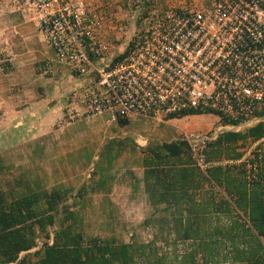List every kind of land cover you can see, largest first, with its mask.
I'll use <instances>...</instances> for the list:
<instances>
[{"label": "built area", "instance_id": "1", "mask_svg": "<svg viewBox=\"0 0 264 264\" xmlns=\"http://www.w3.org/2000/svg\"><path fill=\"white\" fill-rule=\"evenodd\" d=\"M27 4L56 61L88 81L69 103V124L101 116L111 122L132 117L166 122L192 110L216 116L220 130L239 131L263 120L255 113L264 106V0H208L201 6L155 10L138 31L144 39L136 41L135 34L126 56L106 65L99 62L112 47L100 34V21L82 3ZM224 118L246 122L225 126L220 124ZM215 138L214 133L183 136L204 173L233 163L208 161ZM256 152L264 159V139L250 145L240 162L248 163L250 178L255 177L257 165L250 161Z\"/></svg>", "mask_w": 264, "mask_h": 264}, {"label": "trees", "instance_id": "2", "mask_svg": "<svg viewBox=\"0 0 264 264\" xmlns=\"http://www.w3.org/2000/svg\"><path fill=\"white\" fill-rule=\"evenodd\" d=\"M159 3V0L126 1L125 6L129 13L133 18L136 16L134 21L137 27L132 29L128 43L131 44L135 34L136 41L144 39L143 34H138V31L143 28V23L150 17L151 12L158 10ZM168 8L165 6L162 11ZM127 51V48L124 49L114 59L113 64L122 60ZM73 75L79 78L77 74ZM202 114L205 113L192 110L173 115L169 119ZM255 117L263 120L237 132L227 130L228 132L220 134L209 143L207 150L209 162L228 161L233 164L218 166L206 173L198 167L192 148L183 137L180 140H165L159 143L150 140L146 147L137 145L133 137L109 138L130 131L131 118H119L110 127L108 135L95 133V139L105 141V145L98 149L94 148L97 152L93 153L89 165L93 164L96 153L98 160L94 163L91 178H88L86 183L80 182L77 186L75 180L71 183L58 181L56 185L48 186V178L38 182V177L32 179L24 173L21 175L23 179L21 185L25 189L16 191L20 184L10 190L5 185L6 180L0 179V264H264V159L260 160L261 155L254 153L255 157L250 163L257 166L253 171L255 177L252 178L248 175V163H240L250 145L264 139V106L255 113ZM245 122L241 119L224 118L220 124L240 127ZM128 153L141 157L145 193L150 195L152 202H155V196L151 197L152 191L159 187L168 194L166 181L170 178L172 182L168 183V191L175 190L174 184L179 177L184 179L181 183L182 189L188 183H192L188 179L198 177L196 188H201L202 180L205 187H213L214 190L216 184L226 190L229 199H223L220 204L225 208L223 213L214 210L199 213L201 219L206 216L217 220L222 218L220 216L232 219L229 227L209 229L210 233L213 231L217 235L199 238L202 242L197 248L204 251L201 256L202 262L197 259L199 251L197 248L184 261L177 255L175 258L180 259V262L171 263L170 260L167 263V259L162 257L156 259L148 257L146 253L151 251L150 244L136 246L130 239L127 240L114 231L107 237L91 236L85 232L86 204L96 202L99 194L107 196L108 186L117 181L115 176L104 175V161L110 160L114 166L121 155L126 157ZM7 169L9 170V167ZM10 169L13 167L10 166ZM128 172L129 175L134 174L132 171ZM151 180L155 181L152 185ZM72 199L73 203L70 204ZM189 199L194 203L193 197L189 196ZM173 216L174 219L182 221L181 214L176 213ZM194 218L191 215L188 217ZM176 231L180 233V228ZM212 236H217L215 239H219L220 242L210 243L214 239ZM40 241L42 247L38 250ZM214 249L220 250L217 254L219 256L213 254ZM24 253L29 254L20 259Z\"/></svg>", "mask_w": 264, "mask_h": 264}, {"label": "crops", "instance_id": "3", "mask_svg": "<svg viewBox=\"0 0 264 264\" xmlns=\"http://www.w3.org/2000/svg\"><path fill=\"white\" fill-rule=\"evenodd\" d=\"M78 2L86 4L84 3L85 0H78ZM107 14L111 15L110 21L115 22V25L120 22L117 19L119 16L115 17V14L113 15L109 12ZM90 17L98 19L95 15ZM124 18L125 15L122 16L121 20ZM98 20L101 21L100 34L102 38L112 47L108 55L99 62L101 65H106L126 49L129 35L132 29L136 28V24L133 18H131V21L126 19L121 24L116 25L117 27L128 25L125 31L121 32L119 27L118 30L113 31L108 20H106V30L102 20ZM48 68H50L51 72L46 74L45 71ZM87 85V80L77 78L67 66H63L56 61L54 51L47 43L46 35L40 31L39 26L31 17L27 0H0V114L6 116L7 122L12 123L11 132L21 134L20 140L14 143L6 142L7 147L10 146L9 144L12 145L11 147L15 145L22 146L25 149L22 156L25 162L27 164H35L36 171L43 169L42 159L44 155L47 156V154L54 152L57 148L74 144V141L55 139L46 142V135L50 134L52 126L57 124L58 121H60V124L70 125L66 117L69 100L74 95L81 94V91ZM96 119L102 120L103 125L100 127L105 129L107 128L106 120L111 126L116 123L111 122L109 116ZM143 121L146 120L143 119ZM218 126L219 121L217 119L216 124L211 125L208 129L204 128L206 130L196 129L191 132H184L180 137L172 138L171 140H180L183 136L194 132L203 134L213 132L217 138L220 134L229 130H220ZM99 130L101 129H95L94 131L98 132ZM66 131H69V128ZM233 131L237 132L238 130ZM136 132H130L125 136L117 134L112 138L119 137L123 139L128 138V136H135L134 142L140 147H146L150 138ZM58 137L60 136L58 135ZM141 139L143 140L140 141ZM104 145L105 142L102 143V146ZM87 156L92 157L93 151L88 153ZM94 159V161L98 160L97 155ZM140 161L141 157H139L138 162ZM137 167V171L134 170L135 168H128V171L134 173L133 175H129V172L121 175L116 184L108 186L107 195L128 196L124 203L122 201L124 211L141 210L145 212L144 218L132 222L135 229L131 234L130 240L134 245H158L162 242L168 244L169 247H171V243L181 245L180 256L176 250L166 251L163 255V252L154 246L153 251L146 253L150 259L161 257L169 259L178 255L184 261V259L189 258L190 254L202 242L199 239L200 237H207V235L211 234L217 235L213 231L210 233L209 229L229 227L232 224L231 217L220 216L222 217L220 220L210 219L209 216L204 219H201V216L199 218V213L204 210L210 212L213 210L218 212L225 211V208L220 206L223 199H229L224 188L214 184L213 190V187H205L202 180L201 188H196L199 178L195 177L188 179L192 183H188L182 189L181 183L184 179L179 177L174 184L175 190L171 189V191H168V183L172 182L170 178L166 181L168 194L164 193L165 191L159 187L156 191H152L151 197L155 196V202H152L150 195L145 193L144 169L141 167V163ZM30 169L33 170L34 168L30 166ZM30 169L28 168V171ZM37 177L39 178V176ZM89 177L87 175V178ZM154 182V180H151L150 184L152 185ZM122 189L124 190L122 191ZM76 195L77 193L74 194V196ZM189 196L193 197L194 203L189 199ZM211 197L216 199L212 200ZM164 207H168V212H166ZM233 211H235V215L236 207H234ZM176 213L181 214V222L178 219H174L173 214ZM190 215L195 218L188 219ZM177 228H180V233L176 231ZM189 229L192 231L189 232ZM212 237L214 239L210 243L220 242L219 239H215L217 236ZM214 250L213 254L216 257L219 256L217 254L220 253V250ZM203 252L202 250L198 251V260L202 258Z\"/></svg>", "mask_w": 264, "mask_h": 264}, {"label": "rangeland", "instance_id": "4", "mask_svg": "<svg viewBox=\"0 0 264 264\" xmlns=\"http://www.w3.org/2000/svg\"><path fill=\"white\" fill-rule=\"evenodd\" d=\"M76 1L78 2V0ZM126 1L127 0H85L84 3L86 4L83 5L90 16L95 15L98 17V19L102 20L105 29L107 24L106 20H108L111 29L115 31L118 30L119 27L116 26L117 24H121L126 19H129L131 21V18H133V16L129 12H127L128 9L125 6ZM207 1L208 0H159L160 3L158 6V11L162 10L165 6L169 8L174 7L180 9L191 7L193 5L201 6L202 4H206ZM107 12L112 13L113 15L115 14V17L119 16L117 19L120 20V22L115 25V22H113L112 20L110 21L111 15L107 14ZM123 15H125V18L121 20ZM134 18H136L135 15ZM127 27L128 25L119 28L121 29V32H124L125 28ZM5 117L6 116L0 114V166H2V169L0 170V179H2V181L6 180L5 185L7 189L10 190L17 186V184H20V186L16 187V191H19L21 188L25 189L21 185V182H23L21 175H23L24 173L29 175L32 179L36 178V176H39L38 182L42 181L45 178H48V186L50 184L56 185L58 181L59 183H71L73 180H75L77 186L80 185V182L83 184L86 183L88 181L87 175H89V178H91L94 163L97 162L94 161L96 160L94 159L92 161L93 164L89 165L92 157L86 155L88 152L91 153L95 147H97L98 149V147L102 145V142H105L97 141L95 139V133L108 135L110 133L109 130L111 127V125L107 123V120L105 121L107 128L105 129L100 127L101 125H103V123L102 120L96 119L98 117H92L84 121L79 120L76 123L70 125H67L66 123V125H63L60 124V121H58L57 124L52 126V131L50 132V134L46 135V142L55 139L60 141H74V144L57 148L54 150V152L51 153L47 152L49 154H47V156L44 155V158L42 159L43 169H41L40 171H36L35 164H27L22 158L25 152V149H23L22 146L19 147V145H15L14 147H11V144H9L10 146L8 147L6 146V142L8 141L9 143H14L20 140L21 134H15L10 131L12 123L7 122ZM216 118L217 117L214 115L185 116L169 119L166 122H158L150 119H145L146 121H143L144 118L132 117V126L130 127V131L126 133H120V135L125 136L130 132L132 133L137 131L144 135V137H149L152 142L159 143L161 141L180 137L184 132H191L196 129H208L211 125L216 124ZM64 128H69V131H66V129ZM93 129L101 130L95 132ZM58 135L60 137H58ZM112 137L113 136H110L109 138L112 139ZM133 138L135 139V136ZM142 140L143 139H141L140 141ZM247 150L245 153H247ZM94 152L97 151L94 150L93 153ZM95 156L96 154L94 155V157ZM138 156L139 155L133 153H128L126 157H124V155H121L120 159L115 161L114 166H112L110 160H105L103 163L104 175L106 177L115 176L116 179L119 180L121 175L128 173V168L132 167V169L135 168L134 170L138 169L137 166L141 163V161L138 162L140 157ZM10 166H12L13 169H10ZM30 166H32V168L34 169H30ZM8 167L9 170L7 169ZM28 168L30 169L29 171ZM60 178H64L66 180ZM114 184H116V182ZM123 190L124 189H122V191ZM99 196L100 197L96 199V202L86 204V209L84 212L86 218V221H84L86 225L85 232L91 236L94 235L107 237L111 236V232L114 231V233H116L117 235H122L126 237L127 240H129L133 230L135 229L133 228L132 222L144 218L145 212H142L141 210L124 211L122 201L124 203L125 200L128 199V196H102L101 194H99ZM70 201V204H72L73 199ZM125 207L127 206L125 205ZM164 208L166 212H168V207ZM129 222L130 224H128ZM170 245L171 247H169V245L164 242L159 243L158 245L152 244L151 251L154 250L155 246L159 248L161 252H163V255L166 253V251L176 250L177 254L180 256L181 245L176 243H171ZM169 261L173 263L180 262L181 260H176L174 256V258L167 259V263ZM199 261H201V259H199Z\"/></svg>", "mask_w": 264, "mask_h": 264}, {"label": "water", "instance_id": "5", "mask_svg": "<svg viewBox=\"0 0 264 264\" xmlns=\"http://www.w3.org/2000/svg\"><path fill=\"white\" fill-rule=\"evenodd\" d=\"M40 247H42V241L39 242V248H38V250L40 249ZM27 254H29V253L22 254L21 257H20V259H23Z\"/></svg>", "mask_w": 264, "mask_h": 264}]
</instances>
